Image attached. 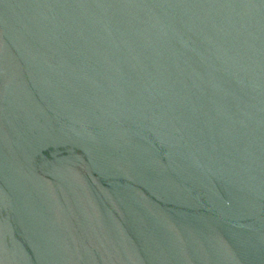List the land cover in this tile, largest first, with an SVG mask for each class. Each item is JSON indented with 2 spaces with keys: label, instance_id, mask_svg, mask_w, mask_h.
I'll return each mask as SVG.
<instances>
[{
  "label": "water",
  "instance_id": "95a60500",
  "mask_svg": "<svg viewBox=\"0 0 264 264\" xmlns=\"http://www.w3.org/2000/svg\"><path fill=\"white\" fill-rule=\"evenodd\" d=\"M0 264H264V0H0Z\"/></svg>",
  "mask_w": 264,
  "mask_h": 264
}]
</instances>
